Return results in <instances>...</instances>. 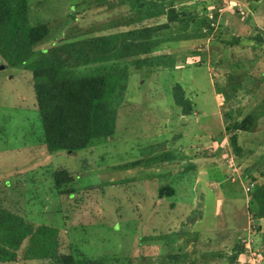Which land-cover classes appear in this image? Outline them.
<instances>
[{
	"label": "rangeland",
	"instance_id": "obj_1",
	"mask_svg": "<svg viewBox=\"0 0 264 264\" xmlns=\"http://www.w3.org/2000/svg\"><path fill=\"white\" fill-rule=\"evenodd\" d=\"M78 2L83 1L33 0L31 13L63 23L67 14L80 11L64 37L72 41L97 35L98 23L110 11L88 1ZM181 4L187 12H203L209 19L218 13L212 34L215 39L218 35L222 39L244 36L243 43H247V36L259 33L264 37V0H182L177 3L178 10ZM121 9L116 8L115 13ZM179 26L177 22L174 29ZM214 41L199 39L164 46L163 53L175 59L174 69L148 70L145 66L141 71L128 59L130 76L117 108L115 135L79 153L47 152L41 143L32 74L10 67L0 57V206L36 224L59 227L66 248L75 247L82 259L108 255L114 264L123 260L124 264H170L168 254L161 257L157 250V236L186 229L189 234L172 242L175 250L183 247V252L176 254L178 264H227L224 255H232L237 238H245L248 248L238 263L264 264V218L255 219L247 205L242 206L247 175L264 171V116L257 119L253 131H234L242 147L241 157L233 151L228 130L233 121L242 122L253 111L260 115L264 111V61L240 46L228 47L232 53H226L224 44L216 47ZM224 53L223 64L216 70ZM183 58L191 64L200 61L201 65L183 67ZM177 82L195 102V115H182L174 102L171 93ZM218 147H222L219 154L211 155ZM161 155L174 158L163 161ZM139 160L149 162L112 173L113 167ZM59 166L83 171L81 180L103 178L110 183L91 189L86 200L73 209L71 219H65L61 212V200L51 179L52 167ZM124 173L127 177L123 180ZM236 179L241 181L234 184ZM241 182L245 183V193ZM171 183L177 194L166 198L168 202L155 201L157 188ZM173 202L175 206H171ZM135 220L139 221L137 226ZM118 222L122 227H115ZM142 233L156 241L140 246ZM0 264L48 262L20 259Z\"/></svg>",
	"mask_w": 264,
	"mask_h": 264
},
{
	"label": "trees",
	"instance_id": "obj_2",
	"mask_svg": "<svg viewBox=\"0 0 264 264\" xmlns=\"http://www.w3.org/2000/svg\"><path fill=\"white\" fill-rule=\"evenodd\" d=\"M82 1L77 5L88 1L95 7H104L106 12L110 11V14L104 21L98 23L99 29L94 26L93 30L96 28L97 35L67 41L66 31L70 29L67 27L76 21L80 11L67 14L63 23L59 20L52 23V19H48L47 16L32 15L33 0H0V57L10 67L31 72L35 103L42 125L41 143L49 153L60 151L79 153L104 144L109 137L115 135L118 119L117 108L130 76L127 70L130 66L127 60L130 58L133 60L132 64L141 71L145 69V66L148 70L151 67L153 69L157 67L174 69L175 59L163 53L161 49L164 46L174 42L192 43L194 40L205 39L209 43L215 40L214 42L218 43L216 47L224 44L226 53L230 52L228 47L234 49L237 48L235 46H240V49H250L254 51L257 59L264 61V37L262 35L256 33L247 36L250 39L247 43H243L244 36L222 39L218 35L215 39L212 34L218 13L216 12L214 17L209 19L203 12L200 14L192 9L191 12H187L183 4H181V10H178L177 3H181L182 0ZM116 8L122 9L115 13ZM40 13L43 11L37 14ZM149 20H154V22L149 24L147 22ZM160 20L162 22L158 23ZM177 22L180 26L175 30L174 24ZM124 27L127 29H123ZM110 29L113 31L106 34L101 33V31ZM58 34L63 36L59 38ZM46 44L50 46L41 47ZM160 50L162 52L155 54ZM191 54L199 55V53ZM224 55L225 53L218 58L216 70L223 64ZM183 61V67L201 65L200 61L195 64L188 63L186 58H183ZM152 72L150 71L149 74ZM261 73L264 75V70ZM219 93L224 94L223 91ZM234 94H237L236 89ZM171 95L181 109L182 115L196 114L195 102L188 96L180 82L172 88ZM238 113H240L239 110ZM262 116H264V111L261 115L253 111L242 122L235 120L228 126L232 134L229 140L235 154L241 157L243 151L234 131L239 129L253 131V126L257 125V119ZM228 118L232 119L231 115ZM221 149L222 147H218L211 155L219 154ZM170 157L174 158L173 155ZM170 157L161 155L159 158L164 159L163 161H170ZM147 162L149 160L126 162L111 170L115 169L112 172L115 174ZM52 168L51 179L61 200V212L65 214V219L72 218L73 209L86 200V195L91 189L110 184L107 179L103 178H98L97 181L89 179H83V181L81 180V176L85 174L82 173L83 171L72 172L61 166ZM124 174L123 180L127 177L126 173ZM240 181L236 179L234 184ZM243 183L239 185L242 184L241 187L245 193V183L244 187ZM246 186L248 188L246 187L242 206L247 205L253 217L260 220L264 218V171L259 172L258 175L249 173ZM249 191L253 193H250L251 200L247 203ZM176 194V186L172 183L164 184L157 188L155 201L164 200L165 202L166 198L174 197ZM171 206H175V203L173 202ZM190 219L193 222L194 218L190 217ZM138 222L136 221V226ZM121 224L118 222L114 225L122 227ZM129 226L128 222L126 228L128 229ZM136 229L137 227L132 230ZM62 232L63 230L59 227L44 223L36 224L0 206V262L14 263L24 259L46 260L48 264H114V262H109L108 255H102L94 260L78 258L76 253L79 252L75 247L71 245L66 248ZM182 234H189V231L182 229L171 231V234L167 233L166 236L163 234L157 236L156 240H159L157 250L158 252L160 250L161 257L168 254L170 264L179 263L176 262L179 256L176 254L182 253L183 247L180 246L175 250V244L172 242ZM239 234L241 231L238 230ZM151 237L142 233L139 237L140 246L142 242L151 241ZM245 242V238H237L235 247H232L234 249L232 255H224L227 264H240L238 263L240 254L248 253ZM261 252L264 254V251ZM112 260L116 261L114 258ZM163 262L164 264L169 263ZM120 264H124V260L120 261Z\"/></svg>",
	"mask_w": 264,
	"mask_h": 264
}]
</instances>
